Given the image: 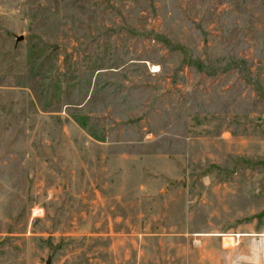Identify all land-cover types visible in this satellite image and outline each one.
I'll return each instance as SVG.
<instances>
[{
    "label": "rangeland",
    "instance_id": "rangeland-1",
    "mask_svg": "<svg viewBox=\"0 0 264 264\" xmlns=\"http://www.w3.org/2000/svg\"><path fill=\"white\" fill-rule=\"evenodd\" d=\"M48 255L264 264V0H0V264Z\"/></svg>",
    "mask_w": 264,
    "mask_h": 264
},
{
    "label": "water",
    "instance_id": "water-1",
    "mask_svg": "<svg viewBox=\"0 0 264 264\" xmlns=\"http://www.w3.org/2000/svg\"><path fill=\"white\" fill-rule=\"evenodd\" d=\"M20 39H21V36L16 37V40H20ZM49 263H50V256L48 255L44 264H49Z\"/></svg>",
    "mask_w": 264,
    "mask_h": 264
},
{
    "label": "bare ground",
    "instance_id": "bare-ground-1",
    "mask_svg": "<svg viewBox=\"0 0 264 264\" xmlns=\"http://www.w3.org/2000/svg\"><path fill=\"white\" fill-rule=\"evenodd\" d=\"M155 68V67H154Z\"/></svg>",
    "mask_w": 264,
    "mask_h": 264
}]
</instances>
